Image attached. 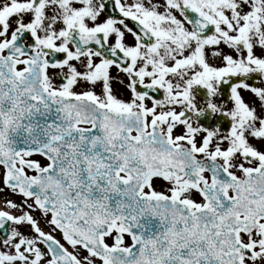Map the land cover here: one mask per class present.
I'll return each mask as SVG.
<instances>
[{
  "label": "flooded vegetation",
  "instance_id": "1",
  "mask_svg": "<svg viewBox=\"0 0 264 264\" xmlns=\"http://www.w3.org/2000/svg\"><path fill=\"white\" fill-rule=\"evenodd\" d=\"M146 1L0 0L2 55L15 61L20 73L29 63L36 67L34 154L31 169L21 167L34 179V196L26 199L19 189L13 191L31 205L38 220L35 227L30 223L35 219L22 222L31 237L44 232L62 238L51 223L54 218L79 220L84 204L96 213V205L119 200V189L102 178L104 172L118 173L121 163L130 168L133 180L143 173L144 195L173 200L190 211L207 204L206 192L216 179L232 200L249 172L261 167L264 173V116L256 117L242 102L248 96L244 89L264 97V55L262 70H250L247 59H239L247 47L239 52L236 42L225 38L220 42L232 48L239 57L235 66L242 69L212 65L206 73L198 70L197 76H186L193 70L180 64L174 85L163 84L166 76L161 73L152 79L146 57L159 45L161 29L152 31L151 11L142 8ZM163 1L169 14L177 17L180 12L186 27L181 33L163 31L166 45L175 49L190 37L197 45L214 42V36L195 37L181 9L184 0ZM108 5L117 9H106ZM132 20L153 32L157 43L140 41ZM177 34L183 35L182 41L177 42ZM11 43L14 46L6 48ZM214 50L215 44L210 52ZM224 73L258 78L235 84L226 93L220 81ZM124 155L127 159L121 158ZM234 210L240 213L227 226L229 233L238 232L243 245L237 257L242 264H264V214L248 231L246 214L241 207ZM211 226L209 233H215ZM117 229L118 224L106 237L107 246L114 247ZM10 239L0 237V248L4 250ZM225 260L231 261V253Z\"/></svg>",
  "mask_w": 264,
  "mask_h": 264
},
{
  "label": "water",
  "instance_id": "2",
  "mask_svg": "<svg viewBox=\"0 0 264 264\" xmlns=\"http://www.w3.org/2000/svg\"><path fill=\"white\" fill-rule=\"evenodd\" d=\"M186 14L200 36L215 31L208 19L190 10H186ZM132 27L138 32V27ZM138 35L144 41L143 34ZM151 40L155 42L152 35ZM30 79L27 73L17 74L14 63L3 58L0 49V165L6 169L7 186L20 187L27 197L32 196L33 185L18 170L16 162H23L20 155L25 153L28 157L34 149L36 110L31 97ZM245 80L249 78L223 77L224 83H231L232 86ZM224 83L222 86H225ZM121 158L127 159V156ZM120 166L119 173L124 172L130 176L128 167H123L122 163ZM114 173L104 172L102 178L103 182L119 186V202L114 204V210L104 207L100 215L84 210L81 212L83 218L79 220L53 221L63 231L66 242L81 246L104 264H225V261L226 264H241L237 257L240 248L238 235L234 231L229 233L227 217L229 214L240 213L234 208L240 204L242 197V209L244 207L247 222L255 223L258 220L264 209V189L255 187L263 182L255 174L248 176V183L252 187L248 184L236 191L237 201L235 198L227 203L229 205L222 203L227 197L218 189L217 184L216 188L214 186L207 192L209 204L203 210L191 214L187 208L170 200L141 196L144 182L137 185L132 178L118 181L117 171ZM213 212L216 213L215 218L210 217ZM209 221L215 224L216 234L209 233ZM117 222L120 223L119 230L131 236L133 245L128 249L108 248L103 244V237ZM11 224L10 219L0 218L3 238L9 237ZM212 239L216 240L215 243L211 242ZM220 240L222 243H219ZM43 242L58 264H74L73 256L61 248L59 243L48 239H43ZM120 242L119 237L116 244ZM228 253H231L229 263L225 260V254Z\"/></svg>",
  "mask_w": 264,
  "mask_h": 264
},
{
  "label": "rangeland",
  "instance_id": "3",
  "mask_svg": "<svg viewBox=\"0 0 264 264\" xmlns=\"http://www.w3.org/2000/svg\"><path fill=\"white\" fill-rule=\"evenodd\" d=\"M160 1L165 5L163 0ZM184 2L195 7L201 15L214 21L218 26V33L214 36L213 43L197 45L198 42L195 38L190 37L191 39L185 45L175 49L170 48V45L164 43L167 34L165 35L163 31L184 32L182 30H186V27L181 23L185 19L181 17L178 10L176 17L169 14L170 9H164L163 4L158 0H147L142 8L151 11V29L152 31L157 30L158 27L161 29L158 31L159 45L146 57L152 79L155 78L156 73H161L166 76L162 77L163 84L168 81L174 85L173 76L182 69L180 64H187L193 70V72H187L186 76H197L198 70L206 73V69L212 65L215 69L224 65L223 68L236 71L235 69H242V67L235 66V64L239 59L243 60L244 58L247 59L250 70H262L259 64H262L264 55V0H184ZM165 26L166 30L162 29ZM170 37L173 36H167V38ZM176 37H179L177 42H180L183 35L177 34ZM225 38L243 41L247 47L245 56H239V58L226 42H220ZM214 44L215 50L211 53L210 49ZM214 74L216 75V72ZM244 90L248 96H245L242 102L247 104L256 117L264 116V97L256 95L253 97L249 90ZM3 181L4 171L0 168V211L7 212L21 222L15 226L12 238L5 249L0 248V264H56L45 247L35 237H31L24 231L22 220L35 219L34 222H30L32 227H35L38 222L31 205L24 204L16 192H10L5 188ZM56 239L65 244L63 239L58 237ZM13 242L15 244L11 250L9 245ZM67 249L74 255L75 264H102L79 248L67 247Z\"/></svg>",
  "mask_w": 264,
  "mask_h": 264
}]
</instances>
